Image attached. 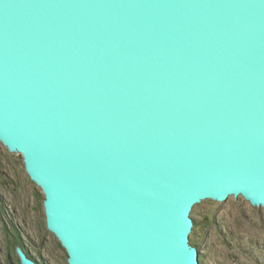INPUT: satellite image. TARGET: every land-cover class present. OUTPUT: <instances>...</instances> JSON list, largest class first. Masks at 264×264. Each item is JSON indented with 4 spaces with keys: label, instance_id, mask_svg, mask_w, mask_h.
<instances>
[{
    "label": "water",
    "instance_id": "obj_1",
    "mask_svg": "<svg viewBox=\"0 0 264 264\" xmlns=\"http://www.w3.org/2000/svg\"><path fill=\"white\" fill-rule=\"evenodd\" d=\"M0 141L68 264H201L196 205L264 207V0H0Z\"/></svg>",
    "mask_w": 264,
    "mask_h": 264
},
{
    "label": "rangeland",
    "instance_id": "obj_2",
    "mask_svg": "<svg viewBox=\"0 0 264 264\" xmlns=\"http://www.w3.org/2000/svg\"><path fill=\"white\" fill-rule=\"evenodd\" d=\"M44 198L22 155L0 141V264H21L19 248L38 264H68L66 250L47 228ZM192 218L191 243L201 264H264V207L243 197L207 200L194 207Z\"/></svg>",
    "mask_w": 264,
    "mask_h": 264
},
{
    "label": "trees",
    "instance_id": "obj_3",
    "mask_svg": "<svg viewBox=\"0 0 264 264\" xmlns=\"http://www.w3.org/2000/svg\"><path fill=\"white\" fill-rule=\"evenodd\" d=\"M195 227H196V223H195ZM194 245V244H193ZM195 246V245H194ZM30 257H32V256H30ZM34 258V257H33ZM34 259H36V258H34ZM37 260V259H36ZM41 262V264H48V263H44V262H42V261H40Z\"/></svg>",
    "mask_w": 264,
    "mask_h": 264
}]
</instances>
